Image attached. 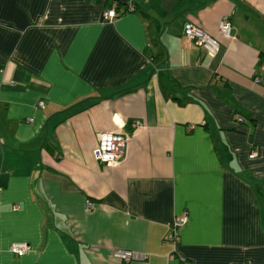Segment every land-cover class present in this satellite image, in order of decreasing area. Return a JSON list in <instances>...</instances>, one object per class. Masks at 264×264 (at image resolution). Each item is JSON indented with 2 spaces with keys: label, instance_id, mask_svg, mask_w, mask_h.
Segmentation results:
<instances>
[{
  "label": "crops",
  "instance_id": "crops-1",
  "mask_svg": "<svg viewBox=\"0 0 264 264\" xmlns=\"http://www.w3.org/2000/svg\"><path fill=\"white\" fill-rule=\"evenodd\" d=\"M102 132L130 136L116 167L92 155ZM178 256L264 264V0H0V264Z\"/></svg>",
  "mask_w": 264,
  "mask_h": 264
},
{
  "label": "built area",
  "instance_id": "built-area-1",
  "mask_svg": "<svg viewBox=\"0 0 264 264\" xmlns=\"http://www.w3.org/2000/svg\"><path fill=\"white\" fill-rule=\"evenodd\" d=\"M114 7L115 6L112 5L110 8L106 9L102 14V19L111 20L117 17ZM218 30L224 36L228 35L230 23L227 18H222L219 21ZM182 34L188 42L203 49L209 56L216 54L218 50L217 39L206 33L197 23L192 21L184 22L182 26ZM257 81L258 80L255 79V82ZM37 106L41 107L42 102L39 101ZM132 125L137 126L138 122L134 120ZM129 140L130 136L128 134L118 132L99 133L97 135L96 145L92 149V155L94 159L101 164L108 167H116L125 157ZM253 156H255V152H250L248 155L249 158H252ZM85 207L86 209H90L92 207V203L89 200H86ZM186 221V213H181L175 216L168 224L167 232L165 234V241L172 247L178 243V230L186 223ZM8 251L15 256H21L29 251V246L24 242H12L8 246ZM111 255L113 258L124 262H129L142 257L129 250H115L111 253ZM169 256L171 257V255ZM178 259L181 264H188V261L184 257L178 256Z\"/></svg>",
  "mask_w": 264,
  "mask_h": 264
},
{
  "label": "trees",
  "instance_id": "trees-1",
  "mask_svg": "<svg viewBox=\"0 0 264 264\" xmlns=\"http://www.w3.org/2000/svg\"><path fill=\"white\" fill-rule=\"evenodd\" d=\"M116 12V11H115ZM117 13V16L119 15V12H116Z\"/></svg>",
  "mask_w": 264,
  "mask_h": 264
}]
</instances>
